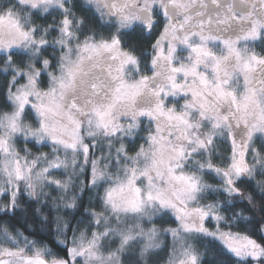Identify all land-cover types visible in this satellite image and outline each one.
Here are the masks:
<instances>
[{
    "label": "snow or ice",
    "instance_id": "snow-or-ice-1",
    "mask_svg": "<svg viewBox=\"0 0 264 264\" xmlns=\"http://www.w3.org/2000/svg\"><path fill=\"white\" fill-rule=\"evenodd\" d=\"M0 264H264V0H0Z\"/></svg>",
    "mask_w": 264,
    "mask_h": 264
}]
</instances>
